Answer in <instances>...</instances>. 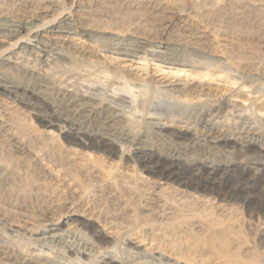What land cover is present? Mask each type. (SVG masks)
I'll use <instances>...</instances> for the list:
<instances>
[{
  "label": "rangeland",
  "instance_id": "rangeland-1",
  "mask_svg": "<svg viewBox=\"0 0 264 264\" xmlns=\"http://www.w3.org/2000/svg\"><path fill=\"white\" fill-rule=\"evenodd\" d=\"M0 18L2 83L6 79L39 89L58 102L62 98L60 89L66 86L77 96L83 94L84 88L88 90L82 80L92 76L94 79V64H99L110 76L115 75L116 69L129 75L125 80L131 82L135 78L148 88L191 87L206 92L209 99L244 104L249 107L248 112H254L250 132L257 130L255 137L264 141V0H0ZM55 18L61 31L44 29L38 36L31 33L41 21ZM14 20L26 24L20 30L22 44L31 46L33 51L15 47L20 35L14 38L8 34L15 29ZM95 35L105 36L95 39ZM105 37L124 43L145 37L170 43L173 50L165 51L164 62L150 56H120L99 49L100 42L114 43ZM36 51L49 55L41 58ZM195 60L199 66H189L198 62ZM184 63L186 66H182ZM91 93L94 99V90ZM18 95L14 99L0 89V264H27L25 257L31 259L35 249L42 248L68 256L69 243H80L91 252L99 250L94 247L95 231L109 239L106 248L100 250L121 254L124 263L132 259L135 264H264V248L257 249L245 236L247 214L238 212L235 216L240 242L234 248L204 245L207 234L202 233L203 222L178 218L174 209L161 210L156 215L152 213L156 209H144L151 197L147 188H166L167 182L142 169L149 164L133 157L128 160L123 155L125 147L119 145L111 152L91 147L84 138L73 140L70 125H49L43 119L51 109L29 94ZM186 98L181 100L188 101ZM24 102L40 106L41 111L38 113ZM184 125L177 122L176 126ZM188 128L191 130L184 138L146 140L156 152L163 150L184 157L203 155L210 160L228 161L250 155L231 154L232 149L219 145L216 136L203 135L200 126L190 124ZM93 165L94 172L87 173ZM219 173L215 177L228 185L264 187V174L254 168ZM168 183L177 187L173 180ZM130 189L142 192L136 194L133 202L127 199ZM161 190L157 192L164 196ZM200 194L183 200L197 199ZM210 204L205 206L208 211L212 210ZM225 210L226 207L220 213L227 215L229 211ZM11 227L15 228L10 230ZM53 235H60L61 239L50 241ZM125 237L138 249L133 250L132 245L130 250ZM179 251L194 252L187 257ZM84 261L90 264L87 257Z\"/></svg>",
  "mask_w": 264,
  "mask_h": 264
},
{
  "label": "bare ground",
  "instance_id": "bare-ground-1",
  "mask_svg": "<svg viewBox=\"0 0 264 264\" xmlns=\"http://www.w3.org/2000/svg\"><path fill=\"white\" fill-rule=\"evenodd\" d=\"M23 24L24 22L22 21H12V26H15V29L13 28L14 30L12 32H8V34L11 35L10 37H19L22 32L20 30H22ZM24 25L26 26V24ZM59 27L57 18L50 19L48 21H41L40 24L35 25V29H31V33L38 36L39 31L44 29L52 32H59L61 31ZM6 31H8V29ZM14 31L17 32L14 33ZM28 31L30 32V30ZM104 36L105 35H95V39L97 37L103 39ZM21 37L20 35V37L17 38L15 47L33 51L31 46L28 48V46L22 44V38L24 37ZM105 39L113 41L114 43L107 44L100 42L98 44L99 49H105V51L109 50L113 54L126 57L130 56L139 59L146 57V59H148L150 56L154 61L164 62L167 60L164 55L165 51L173 50L170 43H157L158 41L154 42L145 37L135 40L127 39L125 40L128 41L126 43L113 37H105ZM46 50H44V52H46ZM142 51L146 52L140 55ZM36 52L38 54L37 56L41 58L45 57V54H48L39 51ZM194 55L201 57V54L195 53ZM196 63L198 65L199 61L189 64V66L197 67ZM98 65L94 64V79L92 76L90 77L92 79L82 80L88 84V90H85V88L83 90L81 89L83 94L77 96V92L70 88L67 89L66 86V88L60 89L62 98L58 100V102L50 100L46 94L39 89H31L30 86H22L19 83L10 82L6 79L4 80L5 83H2V81L0 82V89H3V92H8L11 96H15L14 99L19 96V93L29 94L33 99L51 109L49 113L47 112V114L44 115L43 119L49 125H58V123L70 125L69 133L71 135L70 138L73 140L78 141L84 138V143L88 142V145L91 147L102 148L110 150L111 152L115 151L116 145H119L125 147L126 150L123 155H125V157L127 156V159L133 157L136 160H141L142 164H149L142 166V169H146L158 175L160 179L167 180L165 183L166 188L163 186H152L147 188L151 197L147 199L148 205L146 206L148 207L144 209H156L152 212L153 215L159 214L161 210L167 211V209H174L175 212H178H174L178 218L189 222H203L204 227L201 226V228H203L202 230L204 232L202 233H204L203 235L207 234L204 245L213 246L224 244L234 248V246H236L235 244L240 242V235L235 230L237 225L235 216L238 212L245 213L248 215V219L245 221V236L249 237V240L253 242L257 249L262 250V248H264V187L257 188L250 184L228 185L215 177L220 171L226 174L233 168L247 170L254 168L264 174V141L259 137H255L257 134L254 132L257 130L250 132V129L254 127L252 126L254 124V112H248L249 107L244 104L238 105L229 99H217L212 97V99H209L210 95L206 92L204 93L199 89L194 90L191 87L183 89L175 86L171 89H166L150 86L148 88L137 82L135 78H132L131 82L125 80L129 75H124L116 69L114 70L115 75L110 76L107 74L106 70ZM182 66H186V64ZM218 72L220 71L218 70ZM73 73L75 74L76 72ZM78 81L82 82L81 80ZM77 85L79 84L77 83ZM91 90H94V99L89 95ZM181 97H187L186 99H188V101L181 100ZM194 99L197 100L192 102ZM24 103L32 109H35L38 113L41 111V109H39L40 106L38 108L29 102ZM177 122L186 125H184V127H179L176 126ZM189 123L200 126L205 136H216L219 140V145L232 149L231 154L244 157L245 152V154L250 153V155H247L242 160L231 157L228 161L210 160L203 157V155L202 157H184L172 152H162L163 150L156 152L151 145L152 143L150 144L147 141L148 139L146 140L147 137H165L166 140L171 139V137H187L190 129L188 128V125H190ZM246 126L249 127V130L247 128V131H244L243 129H245ZM230 129L234 131L232 130L228 133ZM229 134L234 136H230ZM88 169L93 171L88 170L87 173H93L94 165L88 167ZM85 171L87 170L84 169L83 172ZM81 173L82 169L80 171V174ZM67 176L69 175L67 174ZM83 176L84 174H82V178ZM171 180L176 183L177 187L168 183V181ZM161 188H163L161 191L164 196H160L157 192L158 189ZM140 192V189L128 190L127 199L133 202L137 196L136 194H140ZM195 193H201L197 199L183 200L187 197L188 199L194 197ZM202 197L204 198L202 199ZM162 202L164 203L161 204ZM207 203H211L209 205V207H212L211 211L205 208ZM225 207L226 210L229 211L227 215H223L222 212L220 213L221 209L223 210ZM14 228L15 227H11L10 230ZM59 238L61 239L60 235H53L50 241L56 242ZM108 241L109 239L102 232L95 231L94 247L99 250H94V255L91 254L93 252H91L89 248L82 245L79 246L80 243L78 245L69 243L68 249L66 248V252L69 254L68 256L65 255V253L60 255V253L50 248H42L35 249L31 259L25 257L24 261H27V264H86L84 259L87 257L90 264H133L136 262L131 259L126 261L127 263H124L125 261H123V256L121 254L118 256L115 252H102L100 249L106 248V243H109ZM125 242L129 245L130 250L132 245L134 246L132 247L133 250L138 249L136 243L129 237H125L124 243ZM171 248L172 250L174 249L173 247ZM186 252L179 251L180 254L187 257H191L194 251ZM70 255L75 256L72 258ZM33 259H36V261ZM249 259L254 260L255 257H249ZM245 260L247 261V259ZM136 264L143 263L137 262ZM177 264H179L178 261Z\"/></svg>",
  "mask_w": 264,
  "mask_h": 264
}]
</instances>
